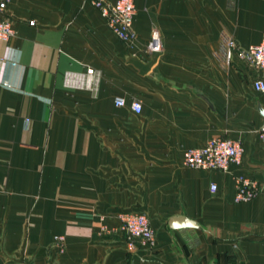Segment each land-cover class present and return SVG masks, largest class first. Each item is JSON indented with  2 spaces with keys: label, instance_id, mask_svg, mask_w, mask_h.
<instances>
[{
  "label": "crops",
  "instance_id": "crops-1",
  "mask_svg": "<svg viewBox=\"0 0 264 264\" xmlns=\"http://www.w3.org/2000/svg\"><path fill=\"white\" fill-rule=\"evenodd\" d=\"M93 1L0 0L15 30L0 40V264H264V95L221 53L225 35L260 42L264 0H134L128 44ZM85 68L98 91L64 89ZM214 137L240 141L241 165L185 168ZM237 175L258 182L255 199L233 202ZM128 213L147 216L153 249L128 250ZM179 216L196 226L171 228Z\"/></svg>",
  "mask_w": 264,
  "mask_h": 264
},
{
  "label": "built area",
  "instance_id": "built-area-1",
  "mask_svg": "<svg viewBox=\"0 0 264 264\" xmlns=\"http://www.w3.org/2000/svg\"><path fill=\"white\" fill-rule=\"evenodd\" d=\"M93 6L105 20L109 30L123 43H132L135 40L133 31V19L135 15L134 0H94ZM33 26V22H29ZM15 36L13 22L5 12V3H0V40L9 42ZM145 50L148 54H155L161 50V40L157 32H153ZM221 53L228 64L236 58L244 68L251 73L252 90L264 95V27L258 44L247 48H240L234 39L225 35L221 41ZM101 80L100 72L93 68H85L82 71H66L63 74L62 85L68 91H85L95 94L98 91ZM114 104L118 108L126 107L122 98H116ZM133 114H140L142 107L138 101L129 105ZM264 132V128L262 129ZM243 147L240 141L214 137L200 148H189L183 154V166L189 169L205 171H227L230 167H239L242 163ZM235 204L246 203L255 199L260 191V185L243 175L234 177ZM210 191H216V185L210 186ZM119 232L124 236L128 250L135 251L138 248L153 249L155 247V234L150 226L147 216L143 213H128L120 217ZM58 254L65 251V239L63 236L53 238ZM17 264H33L21 261Z\"/></svg>",
  "mask_w": 264,
  "mask_h": 264
},
{
  "label": "water",
  "instance_id": "water-1",
  "mask_svg": "<svg viewBox=\"0 0 264 264\" xmlns=\"http://www.w3.org/2000/svg\"><path fill=\"white\" fill-rule=\"evenodd\" d=\"M259 113L263 116L264 118V109L258 108ZM169 225L171 228L174 229H181V228H190V227H195L196 224L184 217H174L169 221Z\"/></svg>",
  "mask_w": 264,
  "mask_h": 264
}]
</instances>
